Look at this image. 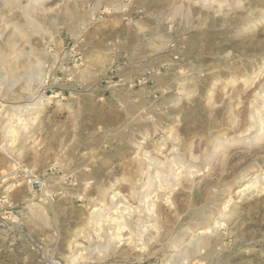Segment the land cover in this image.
<instances>
[{"label": "rangeland", "instance_id": "374dc122", "mask_svg": "<svg viewBox=\"0 0 264 264\" xmlns=\"http://www.w3.org/2000/svg\"><path fill=\"white\" fill-rule=\"evenodd\" d=\"M0 264H264V0H0Z\"/></svg>", "mask_w": 264, "mask_h": 264}]
</instances>
